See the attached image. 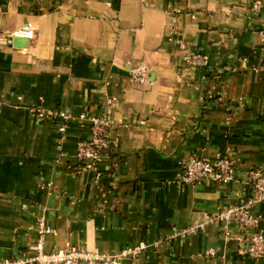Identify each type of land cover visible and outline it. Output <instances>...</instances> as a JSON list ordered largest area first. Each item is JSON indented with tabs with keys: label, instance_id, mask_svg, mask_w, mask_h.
<instances>
[{
	"label": "crops",
	"instance_id": "0c3cea01",
	"mask_svg": "<svg viewBox=\"0 0 264 264\" xmlns=\"http://www.w3.org/2000/svg\"><path fill=\"white\" fill-rule=\"evenodd\" d=\"M254 1L0 0V258L30 252L44 219L48 251L120 255L146 242L120 264H264L244 251L254 229L212 220L253 196L249 171L264 169V0L260 13ZM27 24L33 38L8 41ZM176 36L208 63L189 66ZM108 98L111 148L87 171L74 154L90 119L61 133L31 112L103 116ZM192 154L231 157L233 179L181 182ZM252 210L264 234V201Z\"/></svg>",
	"mask_w": 264,
	"mask_h": 264
},
{
	"label": "built area",
	"instance_id": "2783aa9c",
	"mask_svg": "<svg viewBox=\"0 0 264 264\" xmlns=\"http://www.w3.org/2000/svg\"><path fill=\"white\" fill-rule=\"evenodd\" d=\"M251 11L260 13L262 4L254 1ZM174 16L169 23V31L175 35ZM264 21V20H263ZM36 31L27 24L14 30L8 39L12 42L16 37L31 39ZM175 42L181 47L185 54L186 62L189 66H199L208 63V56L199 51H195L179 36L174 37ZM132 80L143 83L148 80V70L143 64L136 65L132 71ZM114 102L111 98L107 100V110L103 116H88L82 113L75 117L69 108H33L32 114L41 117H49L57 121V127L61 133H65L69 122L76 119H90L91 136L89 139L78 142L74 154L76 161L84 171L96 169L103 160L104 154L111 148L110 129L113 124L112 107ZM60 156L66 157V153L61 151ZM234 177V164L231 157L224 156L218 158H207L198 154H192L183 164H181L180 181L195 185L203 179L227 182ZM248 180L254 190V195L237 205L218 211L212 220L221 224L236 222L246 229H254L245 253L254 257L264 256V234L257 231L260 217L252 210L256 202L264 201V169L253 168L249 171ZM26 205V204H24ZM38 239L34 248L30 252H21L13 257L0 258V264H120L121 256H139L147 247L146 242H139L134 246H128L120 255H110L98 251H88L77 247L67 249L46 250V235L52 231V227L44 220L40 219L37 224ZM196 228L188 231L194 233ZM210 253H214L213 250Z\"/></svg>",
	"mask_w": 264,
	"mask_h": 264
},
{
	"label": "water",
	"instance_id": "95a60500",
	"mask_svg": "<svg viewBox=\"0 0 264 264\" xmlns=\"http://www.w3.org/2000/svg\"><path fill=\"white\" fill-rule=\"evenodd\" d=\"M21 37H16L15 40H20Z\"/></svg>",
	"mask_w": 264,
	"mask_h": 264
}]
</instances>
